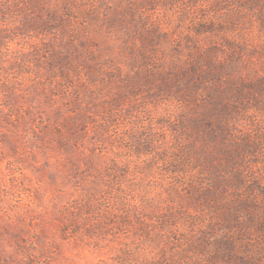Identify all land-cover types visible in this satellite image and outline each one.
<instances>
[{
  "label": "clouds",
  "instance_id": "obj_1",
  "mask_svg": "<svg viewBox=\"0 0 264 264\" xmlns=\"http://www.w3.org/2000/svg\"><path fill=\"white\" fill-rule=\"evenodd\" d=\"M117 2L106 0L109 9L115 8ZM213 3L214 0H197L193 6L178 0L171 9L157 5L151 12L137 8L133 3V18L150 16L158 24L159 31L167 33V40L162 41L154 53H146L149 62L143 68L130 63L124 65L121 79L135 77L138 72H168L173 58L167 53L176 42H182L183 47L185 36L193 37L201 49L207 48L205 37L196 36L188 28L199 19L201 9L205 10L207 19L215 20L229 11L217 12ZM78 7L79 2L72 12L76 13ZM124 7L121 5L117 10ZM182 11L186 16L181 20L178 18ZM241 15L244 17L241 24L210 39L217 45L224 37L245 44L248 49L264 46V32H258L254 22L248 23L253 13L242 9ZM19 20V17L14 21L6 20L2 27L11 33ZM98 37L111 42L104 33ZM45 39L47 37L29 33L23 38L17 35L3 40L0 44L3 67L7 69L14 58L18 61ZM227 53L228 49L224 48L223 54L216 59L222 62ZM112 55L118 60L116 53ZM179 59L186 60L187 54ZM252 59L255 60V56ZM244 63H248L247 54ZM262 63L264 57L257 63H248V70ZM117 67L121 65L117 63ZM15 75L14 70L7 72L3 82L15 83ZM57 81L61 87L51 98L52 108L59 107L64 113L75 115L87 106L85 110L91 109L89 115L95 113L94 120L72 138L66 153L53 150L40 139L45 132L60 128V123L49 125L44 132L37 127L39 120L23 130L10 124L0 128L33 157L29 167L16 163L7 156V146L3 148L6 158L0 165V264H192L190 257H195L188 250L189 243L207 229L210 219L206 211L186 198L185 189L190 184L196 185L206 172L195 156L185 152L188 145L194 152L200 151V142L182 135L179 125L182 115L200 103L203 90L198 89L193 94L191 103L173 94L159 95V89L153 90L157 99L150 98L147 90L141 91L135 96L132 102L135 107L130 112L129 103L125 102L111 113L110 120L105 110L107 105L99 107L109 99L108 88L104 85L87 83L82 70L79 76L72 77L70 84L59 78ZM80 84L86 87L77 108L68 101ZM17 96H22L19 89ZM38 103L37 99L25 107L35 108ZM10 109L12 105L5 104L0 96V111L10 113ZM48 112L46 108L37 109L40 117ZM165 114L170 119H161ZM9 119L15 117L10 115ZM227 126L234 138L247 136L258 144L259 160L248 164L245 175L253 173L264 186V113L248 107L228 121ZM132 135L149 142L150 150L137 153L131 146ZM49 173L55 174L54 182L48 180ZM230 193L231 189L225 195ZM261 201L264 197L257 195V203ZM162 213L172 214L167 224L161 222ZM122 215H127L131 223L121 224L119 218ZM77 225L78 230L73 232V226ZM62 227H66L63 234ZM89 229L91 235L87 232ZM244 243L252 264H264V238L249 232Z\"/></svg>",
  "mask_w": 264,
  "mask_h": 264
},
{
  "label": "rangeland",
  "instance_id": "obj_2",
  "mask_svg": "<svg viewBox=\"0 0 264 264\" xmlns=\"http://www.w3.org/2000/svg\"><path fill=\"white\" fill-rule=\"evenodd\" d=\"M78 2L77 12L73 13L72 8L77 7ZM177 2L118 0L116 7L109 9L106 0H0V44L11 36L23 38L29 33L47 37L38 48L33 46L32 51L20 56L18 61L14 58L7 69L3 67V53H0V96H3L5 104L12 105L10 113L0 111V128L10 124L23 130L39 120L37 127L44 132L49 125L60 123V128L45 132L40 139L53 150L68 152L72 138L83 132L87 123L93 122L95 113L89 115L91 109L85 110V106L75 115L66 114L59 107L52 108L51 98L58 94L57 89L61 87L57 78L70 84L72 77L79 76L81 70L87 83H100L108 88L109 99L99 107L107 105L105 110L110 120L111 113L125 102L129 103L130 112L135 107L132 102L138 92L147 90L150 98L157 99L153 90L159 89V95L173 94L191 103L193 94L202 89L204 94L200 103L182 115L179 125L182 135L200 142V151L194 152L188 145L185 152L195 156L206 172L196 185L190 184L185 189V196L206 211L210 219L207 229L189 243L188 250L195 257L190 259L192 264H252L244 240L249 232L264 238V201L257 203V195L264 197V186L254 178L253 173L245 175V170L248 164L258 162L259 146L247 136L234 138L227 125L248 107L264 113V63L248 70V63H257L264 57V46L248 49L247 45L224 37L217 45L210 37L241 24L244 20L242 9L253 13L248 23L254 22L257 31L264 32V0H214L215 11H229L215 20L207 19L205 10L201 9L199 19L190 23L188 28L196 36L205 37L207 48L201 49L193 37L185 36L183 47L182 42H176L167 53L169 58H173L168 72H138L135 77L121 79L124 65L130 63L143 68L149 62L146 53H154L157 46L167 40V33H161L150 16L133 18L132 4L151 12L157 5L171 9ZM180 2L194 6L197 0ZM121 5L125 7L118 11ZM185 16L182 11L178 19L182 20ZM15 17L20 18L19 24L9 33L2 25L6 20L14 21ZM101 33L108 35L111 42L99 40ZM224 48L228 49V53L221 62L216 58L223 54ZM113 53L118 60L113 58ZM185 53L187 59L180 61ZM246 54L248 63H244ZM105 56L107 58H103ZM117 63L121 67H117ZM28 64H31L30 68ZM13 70L15 83L5 84V74ZM85 87L84 84L78 85L68 103L78 108ZM18 89L22 96H17ZM25 93L27 95H23ZM21 99L23 102H20ZM37 99L39 103L35 108L25 107V104L31 105ZM43 108L49 109V112L40 117L37 109ZM10 115L15 119L10 120ZM165 118L170 119L167 114L161 117ZM130 141L137 153L150 150L149 142L141 136L132 135ZM5 146L8 157L16 163L31 166L33 157L23 146L14 143L6 131H0V165L6 158ZM118 171L122 173L123 170ZM54 179L55 174L49 173L48 180L54 182ZM202 184L207 187H200ZM229 189L231 193L226 196ZM171 218L170 213L161 214L164 224ZM119 222L131 223L127 215H122ZM78 227L73 226V232ZM65 230L66 227H62L61 234ZM87 232L91 235L92 230Z\"/></svg>",
  "mask_w": 264,
  "mask_h": 264
}]
</instances>
